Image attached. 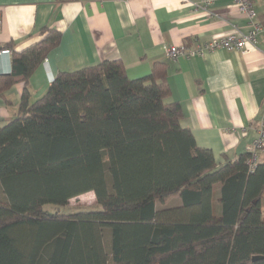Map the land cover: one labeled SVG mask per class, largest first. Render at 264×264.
Wrapping results in <instances>:
<instances>
[{
	"label": "trees",
	"instance_id": "1",
	"mask_svg": "<svg viewBox=\"0 0 264 264\" xmlns=\"http://www.w3.org/2000/svg\"><path fill=\"white\" fill-rule=\"evenodd\" d=\"M40 34L20 52L8 44L0 74V96L24 85L0 124V264H264L252 260L264 256V162L218 165L200 148L167 100L164 63L135 80L117 60L60 72L34 99L30 79L61 41ZM90 192L97 209L66 212ZM173 196L180 206L158 208Z\"/></svg>",
	"mask_w": 264,
	"mask_h": 264
},
{
	"label": "crops",
	"instance_id": "2",
	"mask_svg": "<svg viewBox=\"0 0 264 264\" xmlns=\"http://www.w3.org/2000/svg\"><path fill=\"white\" fill-rule=\"evenodd\" d=\"M251 1L257 14L253 20L234 0H214L210 6L203 0H0V47L13 44L17 52L30 48L41 40L43 28L61 34L59 46L30 79L34 99L46 93L60 72L117 60L135 80L150 75L155 63L166 64L168 102L180 105L182 127L222 165L249 153L264 127V0ZM253 23L261 30L248 53L221 49L189 59L168 55L173 46L196 47L246 34ZM11 72V54H0V74ZM23 90L19 83L0 96L1 125L17 115ZM261 162L264 150L257 154ZM215 194L218 213L220 187ZM167 200L158 208L181 205L179 197L170 205Z\"/></svg>",
	"mask_w": 264,
	"mask_h": 264
},
{
	"label": "built area",
	"instance_id": "3",
	"mask_svg": "<svg viewBox=\"0 0 264 264\" xmlns=\"http://www.w3.org/2000/svg\"><path fill=\"white\" fill-rule=\"evenodd\" d=\"M238 10L246 15L249 19L253 20L256 18L257 14L254 9V5L251 0H234ZM205 6H210L213 4L214 0H203ZM254 24V23H253ZM2 27V17L0 12V29ZM260 27L256 24L253 28L246 34H232L226 37L212 39L203 45H197L196 47H189L188 45L173 46L168 48V55L171 59L178 58H194V57H204L208 53H212L217 50H227V51H239L242 53H248L251 48L256 47L257 35L260 32ZM1 55H9L11 51L4 49L0 52ZM264 150V127L259 131L258 138L253 144V148L250 150L252 157L250 163L255 166L257 163V154Z\"/></svg>",
	"mask_w": 264,
	"mask_h": 264
},
{
	"label": "rangeland",
	"instance_id": "4",
	"mask_svg": "<svg viewBox=\"0 0 264 264\" xmlns=\"http://www.w3.org/2000/svg\"><path fill=\"white\" fill-rule=\"evenodd\" d=\"M17 113V110H15V113ZM217 187H220V185H216L215 186V192L217 190ZM0 199H1V194H0ZM176 199H178V196H173L171 198H169L167 201L168 205L172 204L173 202L176 201ZM216 200V194L214 196V202ZM161 205V204H159ZM97 209V203H96V197L94 196L93 193H88L85 195H82L78 198H75L73 200L70 201L69 205L67 206V208L65 209L66 212H76L79 209ZM44 212L47 214H52L55 213L57 211V208L53 205H45L44 206ZM64 210V211H65Z\"/></svg>",
	"mask_w": 264,
	"mask_h": 264
},
{
	"label": "water",
	"instance_id": "5",
	"mask_svg": "<svg viewBox=\"0 0 264 264\" xmlns=\"http://www.w3.org/2000/svg\"><path fill=\"white\" fill-rule=\"evenodd\" d=\"M1 51H2V48L0 47V52ZM262 259H264V256H255L252 260H253V262H255V261L262 260Z\"/></svg>",
	"mask_w": 264,
	"mask_h": 264
}]
</instances>
